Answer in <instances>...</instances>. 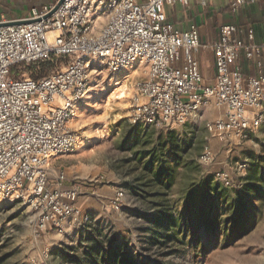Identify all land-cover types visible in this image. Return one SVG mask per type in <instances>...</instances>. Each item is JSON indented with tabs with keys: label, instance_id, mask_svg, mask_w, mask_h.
<instances>
[{
	"label": "built area",
	"instance_id": "built-area-1",
	"mask_svg": "<svg viewBox=\"0 0 264 264\" xmlns=\"http://www.w3.org/2000/svg\"><path fill=\"white\" fill-rule=\"evenodd\" d=\"M209 6L212 0H198ZM190 0H65L50 18L55 4L32 11L36 23L0 27V198L23 202L36 213L41 230L68 235L91 224L78 207V186L64 189L59 178L51 183V156L67 154L76 146L72 131L78 105L91 92L92 69L106 65L113 74L139 64L148 70L139 85L132 122L146 127L173 129L216 107L224 117L208 124L222 141H246L264 127V45L255 42L252 29L246 44L234 42L238 29L221 27L215 53L217 76L203 85L198 55L201 37L197 25L183 31L170 23L166 7L189 5ZM257 0H236L233 10ZM102 18L104 24L98 25ZM2 23H0L1 25ZM245 56L257 65L248 77L238 65ZM61 63L54 72L29 78L16 66ZM214 159L210 149L199 163ZM248 163L238 170L245 175ZM215 179L231 187L226 174ZM123 198L117 195V201ZM117 209L120 207L116 204Z\"/></svg>",
	"mask_w": 264,
	"mask_h": 264
},
{
	"label": "rangeland",
	"instance_id": "rangeland-1",
	"mask_svg": "<svg viewBox=\"0 0 264 264\" xmlns=\"http://www.w3.org/2000/svg\"><path fill=\"white\" fill-rule=\"evenodd\" d=\"M103 22L101 18L98 25ZM62 62L66 61L41 64L46 65L41 77L57 70ZM27 67L21 64L15 70ZM128 71L139 73L111 99L127 72L117 76L106 65L94 66L91 92L77 106L72 122L76 146L70 153L52 158L48 167L51 183L57 184L63 177L62 188L81 189L83 195L77 205L89 214L91 224L68 235L41 230L36 213L23 202L0 198L1 264H111L116 257L120 261L128 258L130 264H264V172L256 181L260 193L241 200L256 207L235 238L231 237L230 221H226L229 215L225 213L223 231L208 238L202 232L194 238L183 237L182 223H162L160 203L173 207L175 214L183 211L180 209L187 191L181 184L185 179L179 180L166 197L157 196L164 190L146 186L148 179L141 164L146 160L140 161V153L151 147L161 129L132 122L139 85L149 72L139 65ZM223 117L224 112L207 108L186 124L162 131L175 134L180 154L188 161H199L210 149L214 159L207 167L201 166L203 174L212 180L211 187L218 191L221 203L239 206L244 175L238 165L246 162L250 166L264 156V127L250 133L246 141H222L209 131L208 124ZM217 173L226 174L232 186L218 182ZM118 194L123 195L120 201ZM214 236L218 241H211Z\"/></svg>",
	"mask_w": 264,
	"mask_h": 264
},
{
	"label": "trees",
	"instance_id": "trees-1",
	"mask_svg": "<svg viewBox=\"0 0 264 264\" xmlns=\"http://www.w3.org/2000/svg\"><path fill=\"white\" fill-rule=\"evenodd\" d=\"M46 65H31L25 71L32 75V79L43 76ZM17 71H13V76ZM161 129V128H159ZM161 129L156 140L151 143L149 149L141 151V160H146L142 164V172L147 176L146 186H156L165 192L157 193V196H168L176 184L185 179L181 184L182 190L187 191V196L183 202V211L176 213L173 207L160 203V218L162 223L169 225L183 224V237L204 234V237L215 235L223 231V214H228L231 228V237L240 235L244 229V221L248 219L251 211L256 207L254 204L248 206L245 201H241L249 194H259L261 189L256 186V181L264 172V156H259L248 166V171L242 179L239 206L226 204L219 201L216 194L218 191L211 187V179L206 178L202 171V165L198 160L188 161L180 154L181 146L172 132H164ZM148 144H150L148 142ZM229 189V188H228ZM179 232V231H178ZM178 235V234H177ZM199 237V236H198ZM197 239V238H195ZM218 237H213L211 241H218ZM198 240V239H197ZM2 261H0L1 264ZM111 264H130L127 259H112Z\"/></svg>",
	"mask_w": 264,
	"mask_h": 264
},
{
	"label": "crops",
	"instance_id": "crops-1",
	"mask_svg": "<svg viewBox=\"0 0 264 264\" xmlns=\"http://www.w3.org/2000/svg\"><path fill=\"white\" fill-rule=\"evenodd\" d=\"M59 0H0V23L14 22L32 18V11H43L45 7L56 4ZM236 0H212L209 6H203L198 0H190L185 6L173 3L166 7L167 18L170 23L180 30L186 31L195 24L199 28L201 45L198 60L201 70L203 85L215 84L217 70L215 53L210 47L220 41L221 27L234 25L238 31L234 35L236 44H246L249 41L248 30L252 29L255 42L264 45V0H257L254 5H245L233 10ZM264 68V54H263ZM238 65L248 77L258 74L257 65L243 57ZM212 109L224 112L216 107Z\"/></svg>",
	"mask_w": 264,
	"mask_h": 264
},
{
	"label": "bare ground",
	"instance_id": "bare-ground-1",
	"mask_svg": "<svg viewBox=\"0 0 264 264\" xmlns=\"http://www.w3.org/2000/svg\"><path fill=\"white\" fill-rule=\"evenodd\" d=\"M138 65H136L134 67H138ZM134 67L128 68V69H125V70L122 71V72H124V71L127 72V74L125 75V77L122 80V82H120V84L116 87V92L114 90L113 91L114 93L111 94V96H110L111 99H114L116 97V95L122 91V88H123L124 84H126L127 82H129L130 80H132V79H134V78H136L138 76L139 72H136V71H130L129 72L128 71V70H132ZM116 75L118 76V75H122V74H116ZM52 158H54V156H51V159Z\"/></svg>",
	"mask_w": 264,
	"mask_h": 264
},
{
	"label": "water",
	"instance_id": "water-1",
	"mask_svg": "<svg viewBox=\"0 0 264 264\" xmlns=\"http://www.w3.org/2000/svg\"><path fill=\"white\" fill-rule=\"evenodd\" d=\"M65 0H59L56 4H55V8L53 9V11L47 15L45 18H50L53 13H55L59 8L60 6L63 4ZM37 21H39V19H36V20H31V19H26V20H19V21H14V22H4L3 24L0 25V27H3V26H19V25H22V24H32V23H36Z\"/></svg>",
	"mask_w": 264,
	"mask_h": 264
}]
</instances>
